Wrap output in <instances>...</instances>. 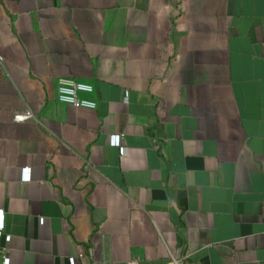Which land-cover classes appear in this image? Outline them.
I'll return each mask as SVG.
<instances>
[{
	"label": "crops",
	"instance_id": "obj_1",
	"mask_svg": "<svg viewBox=\"0 0 264 264\" xmlns=\"http://www.w3.org/2000/svg\"><path fill=\"white\" fill-rule=\"evenodd\" d=\"M0 55V264H264V0H0Z\"/></svg>",
	"mask_w": 264,
	"mask_h": 264
},
{
	"label": "built area",
	"instance_id": "obj_2",
	"mask_svg": "<svg viewBox=\"0 0 264 264\" xmlns=\"http://www.w3.org/2000/svg\"><path fill=\"white\" fill-rule=\"evenodd\" d=\"M5 62L3 57L0 55V73L4 69ZM95 92L94 86L89 83L78 82L73 79L60 78L56 85V98L58 103L63 105L71 106L75 109H86L94 111L97 109L98 104L96 101L92 100V96ZM33 118V114L30 111H25L21 115H16L14 117V123H24ZM123 136H113L111 138V146L118 148L122 156L125 155L126 149L122 145ZM30 180V169L23 170L22 181ZM4 223L5 214L0 211V238L4 235ZM41 224H44V220H41ZM11 237H6V241L10 242ZM9 260L6 259L4 264H9ZM70 264H74V259H71ZM174 264H186L183 261H178L174 259Z\"/></svg>",
	"mask_w": 264,
	"mask_h": 264
}]
</instances>
